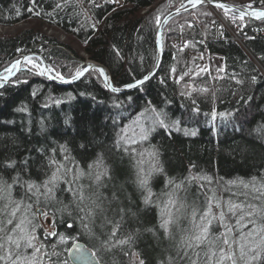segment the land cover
Returning a JSON list of instances; mask_svg holds the SVG:
<instances>
[{
  "label": "trees",
  "instance_id": "16d2710c",
  "mask_svg": "<svg viewBox=\"0 0 264 264\" xmlns=\"http://www.w3.org/2000/svg\"><path fill=\"white\" fill-rule=\"evenodd\" d=\"M182 1L104 3L92 6L87 18L77 0H0V24L38 20L13 34H0V73L21 54L36 51L69 76L83 62L81 48L107 66L114 84L131 82L148 70L154 59L157 16L161 19ZM252 1L264 7V0ZM207 16H212L211 12L203 5L168 22L156 74L139 89L113 93L95 70L75 83L60 86L27 69L0 88V184L5 188L12 185L10 196L2 194L0 209L7 205L11 212L20 204L15 218H32L37 240L46 251L44 257L51 264H69L66 249L75 237L96 252L100 264H135L132 252L145 264H188L183 250L178 254L177 242L184 235L179 229L189 224L181 219L178 227H172L175 240L166 237L160 227L168 194L175 193L178 208L184 205L182 211L189 213L194 206L202 208L212 189L220 192L225 208L253 204L264 210V73L243 46L230 38L216 37L204 44L202 26ZM95 20L97 28L91 24ZM44 25L61 29L69 39L60 41L48 34ZM247 27L255 28L256 23L247 19ZM181 38L186 40L184 45L173 43ZM245 45L264 67V37L247 39ZM210 55L222 60L213 75L201 65ZM20 108L25 110L18 111ZM148 111L165 114L162 118L168 127L156 125L143 141L155 150L157 168L162 169L149 179L152 202L145 204L147 190L138 186L137 173L122 153L125 141L120 132L125 122ZM176 121L179 123L173 124ZM126 148L135 154L133 144L126 143ZM12 161L15 164L8 167ZM98 162L100 168L95 166ZM102 169H107L108 175L96 185L95 174ZM53 173L58 179L53 196L46 198L42 185ZM29 183L37 187L29 191ZM82 187L88 197L83 203L78 199ZM96 196L101 208L88 217L87 209L93 207L91 200ZM34 204L50 215V232L57 235H47L49 232L37 224ZM242 214L226 215L237 238V220ZM6 218L11 217L0 214L2 244L12 227ZM117 221L121 226L115 239L129 234L134 239L131 246L106 249L103 242ZM220 235L213 220L209 239ZM61 236L66 238L63 242ZM22 251L29 254L28 249Z\"/></svg>",
  "mask_w": 264,
  "mask_h": 264
},
{
  "label": "snow or ice",
  "instance_id": "6c2138e0",
  "mask_svg": "<svg viewBox=\"0 0 264 264\" xmlns=\"http://www.w3.org/2000/svg\"><path fill=\"white\" fill-rule=\"evenodd\" d=\"M201 0H190L192 6L195 7L197 3H200ZM35 3V0H33ZM61 5H57L60 7ZM220 8L226 7L223 4L217 5ZM31 11V9H29ZM257 19H264V10L262 11H253L251 13ZM20 13L17 12V16ZM39 15V13H36ZM242 18V17H241ZM157 24L160 23V18L157 16L156 18ZM94 27V25H93ZM19 51V50H18ZM25 61L29 64H33L30 57H24ZM21 61H15L11 67L6 68L5 72L8 73V76H3L2 80H8L9 76L13 75L12 69L17 68L20 65ZM33 67H38V65L33 64ZM94 68L93 65H88L83 69H78L76 74L72 77V79H78L81 77L85 72H88L89 69ZM46 71V70H45ZM96 71L100 73V75L104 76V70L101 68H97ZM174 71V69H173ZM43 74V72H41ZM59 73L57 76L59 77ZM186 75V74H185ZM61 79H63L61 77ZM149 77L145 76L144 80H137L135 84H128L126 87L134 88L137 85L142 84L145 80H148ZM253 81H255L256 77H252ZM105 86L111 88L113 92L119 91L118 88H113L110 84L107 83V77L105 76ZM19 82V81H14ZM179 82V81H177ZM239 83V81H237ZM2 86V85H0ZM206 91V90H205ZM35 95V93H33ZM59 103V101H56ZM18 111H24L25 109L20 108L17 109ZM217 113L213 111L212 116L215 118ZM220 116H225V113H219ZM165 114L157 113L156 119L153 122L155 124H159L161 127H168L165 124ZM179 122H173V124H178ZM126 130V129H125ZM154 130L148 129L143 130V134L141 135V140H146L148 138L147 132ZM187 134V132H186ZM195 135V132L191 133ZM123 139V137H121ZM127 142V141H126ZM130 143L135 144L136 140H131ZM61 150L63 146H61ZM155 156V153H152ZM51 163L55 164L56 162L53 160ZM15 164V161H12L8 164V167H11ZM97 168H100L101 165L98 162L95 165ZM89 168H93V165H89ZM153 171H162L160 168H153ZM83 175V173H81ZM91 175V173H89ZM108 172L107 169H102L95 174L94 177V184L100 185L102 182V178L107 176ZM151 173L145 174L143 169H140L137 173V184L140 188L147 190V195L144 197L145 204L151 203V197L153 193L148 189V177ZM57 174L53 173L52 177L45 181L42 187L45 189L43 195L46 198H51L53 196V190L56 186L57 182ZM195 179V177H192ZM200 179H205L204 177H200ZM169 183H173L169 181ZM34 187H37L34 184H28V190L31 191ZM176 188H179L180 185H175ZM244 187H248L244 185ZM12 185H7L6 188L3 184H0V198H2V194L7 192L10 196L11 194ZM39 191V189H37ZM79 201L83 203L88 197L84 194L83 187L80 190V194L78 197ZM259 199V196L256 197ZM91 204L93 207H89L86 212V216L91 217L95 215V209L101 208V202H99V197L96 196L95 199L91 200ZM176 201L171 198V194H169V199L165 203V208L161 213V223L160 227L164 230V234L166 237L175 240V236L173 235L171 229L173 226L179 225L180 216L183 215L187 218L188 214L186 211H182L185 208L184 205H181L180 208L176 209V214L174 215L173 212L169 209L168 205H175ZM7 205L4 206L3 209H0V214L7 215L11 218L7 220V224L12 225L14 223V218L16 213L19 211L20 204H16V207L11 210V212L7 211ZM211 204L209 205V208ZM29 209L32 208L31 205L28 206ZM247 209V210H246ZM102 210V209H101ZM80 211H85L84 208H81ZM122 211V210H121ZM238 212L243 213L239 216L237 220V227L240 229L239 231V239L233 237L229 239V235L234 231L232 226L227 225L224 223L225 217L228 214L236 215ZM34 216H44L47 217L48 213L43 208H36L33 213ZM210 215L209 211H205L203 215L199 217V222H197V212L193 210L190 214V227L179 229L184 233L181 236L180 240L177 242V252L183 250L184 258H187L188 264H238L236 251H239V258L244 259L247 257L246 264H255L256 261H261L264 264V210L257 208L253 204H230L227 208V212L221 211L219 214V220L221 226L225 228L224 233H221L220 236L215 237L214 239H209L210 236V227L213 224V220L216 219H207L206 218ZM206 221V222H205ZM108 223H112V221H107ZM32 223L27 217L22 219L19 223H15V226L12 228L11 233L7 236V242L9 247L6 249L5 254L0 255V261H7L8 264H40L38 260V254L40 253V247H37L34 243L36 237L31 235L28 231V226ZM121 222L117 221L114 226L112 227V231L108 236V239L105 240L103 243L106 249H111L117 246H131V243L134 239L133 234H129L123 239H115L120 229ZM71 227V225H69ZM87 228V225H84ZM151 231V230H149ZM31 232H35V228H31ZM47 235H57L55 232H49ZM66 238L61 236V242H63ZM4 245L0 243V248H3ZM22 249H32L33 251L31 254L23 252ZM189 250H192V255H189ZM70 255H73L76 260L83 262V264H99L96 260V252L90 251L86 248H82L79 244L74 243L71 248L67 249ZM124 255H129L128 252H124ZM131 256L138 261V264H145V260L139 258V254L136 252H132Z\"/></svg>",
  "mask_w": 264,
  "mask_h": 264
},
{
  "label": "rangeland",
  "instance_id": "374dc122",
  "mask_svg": "<svg viewBox=\"0 0 264 264\" xmlns=\"http://www.w3.org/2000/svg\"><path fill=\"white\" fill-rule=\"evenodd\" d=\"M79 1L81 2L82 7L86 8V9L90 8L89 7L90 3L87 0H79ZM101 1L102 0H100V2ZM109 1L110 2L112 1L109 4H111L113 6H119L117 4V3H119V0H116V1L109 0ZM240 1L245 2L246 0L245 1L240 0ZM205 6H207L209 8L212 16L204 18L205 19L204 21L206 22V23L204 22V25L207 24V20H208V25L211 24L210 27L212 29H214L215 31H218V32L221 31L219 29V25H218L219 19L221 17L222 18L224 17L227 21L228 20L234 21V24H235L234 27H243V26L247 25V18L245 16L241 18V16L238 17L236 14H230V13H228L222 9L217 10L216 8L210 7L208 5H205ZM144 11H142V12H144ZM215 16H217L218 18H216ZM37 21L38 20L36 18H30V19H26V20L21 21V22L14 23L12 25H5V26L0 25V34H13L23 27H26V26H29L32 24H36ZM44 26H43V29H45V31L47 33L55 35L58 39L59 38L63 39V40L65 39L66 41L69 39V35L67 33H65L64 31H61L58 28L55 29V27L53 29L50 26H47V27H44ZM234 41H236V39ZM173 43L182 44L180 39L179 40L173 39ZM237 43H239V41ZM206 61L207 62H205V63H204V61H201V65H205L207 68H209L211 71V75L215 74V69H219L222 66V62L219 59V57L214 56V55L207 56ZM28 66H30V65H28ZM155 119H156V115L152 114L150 111H148L147 113H140V114L134 116L131 121L125 122L123 124L121 132H120V138L123 137V139H122L123 141H125V142L127 141V143H130L131 140H136V143L133 144V151L137 155V157L139 158L138 161L141 164L139 170L143 169L145 174L151 173V175L148 177V182H149V179L152 176L153 172H155V171H153V168L154 167L157 168V162H156L157 156H156L155 150L153 148H151L150 146L144 145L143 141H146V140H141L140 137L143 134L142 129L148 130V129H153L155 127V125L153 123L155 121ZM148 133L149 132H147V134ZM152 153H155V156H153ZM137 173H138V171H137ZM136 179H137V176H136ZM165 198H166L165 199V203H166L169 199V194ZM171 198L176 201L177 197H176L175 193L171 194ZM165 203L163 204L162 211L165 208ZM210 204H211V207L209 208ZM229 205H226V206L228 207ZM168 207L173 212V214L175 215L176 209H178V202L176 201L175 205H168ZM205 211L210 212V215L206 218V220L207 219H213V217H215L216 219H214V220L217 221L219 228L221 230V233H224L225 228L221 226V223L219 220V214L221 213V211L227 212V208H225V206L223 204V200L221 199V195H220L219 191H217V190L214 191V189L211 190L210 197L208 196L206 198V202H204V205L202 206V208L200 210H197V222H199V217L201 215H203ZM25 217H27L29 220L34 222L31 217H28L26 215L18 216L16 218H14V223L12 224V227L9 230L10 232H8V234L11 233V230L15 226V223H19ZM36 217L38 218L37 224L41 226L43 232H50L52 229L51 224L46 223V221H45L46 218H50V215L48 214L47 217H44V216H42L40 218L38 216H36ZM6 220H8V218H6ZM224 223L231 226L230 222H228L227 216L225 217ZM31 228H33L32 225L28 226V231L31 235H34L36 237V240L34 241V243L37 247H40V253L38 254V260H39L40 264H51V262L46 257H44V254L46 253L45 249L43 248L44 246H43V244L40 243L39 240H37L36 233L31 232ZM8 234L5 236L6 241L3 242L4 247L0 248L1 251H3V254H5L6 249L9 247V244L7 242ZM233 237L237 238V235L234 233V231L229 235V239H232ZM237 239H239V237ZM32 251H33L32 249H28L29 254H31ZM236 256H237L238 264H246L247 257H245L244 259H240L238 249L236 251ZM43 257H44V259H43ZM132 260L135 264H138V261L135 258H132ZM229 264H230V262H229Z\"/></svg>",
  "mask_w": 264,
  "mask_h": 264
},
{
  "label": "bare ground",
  "instance_id": "6f19581e",
  "mask_svg": "<svg viewBox=\"0 0 264 264\" xmlns=\"http://www.w3.org/2000/svg\"><path fill=\"white\" fill-rule=\"evenodd\" d=\"M89 3H90V8H88V9H86V8H84V7H82V4H81V2L79 1V0H77V2H78V4H79V6H80V8L82 9V11L84 12V15L87 17V18H90V15H91V7L92 6H102L104 3H111L109 0H102L101 2H100V0H87ZM119 1H122L121 3L119 2V3H117L118 5H121L122 3H123V1L124 0H119ZM185 1V0H184ZM223 1H228V2H231V3H233V4H236V5H239V6H241V7H243V8H245V9H247V10H249L251 13L253 12V11H259V10H261V9H264V7H261V6H258V5H255L254 3H253V1L252 0H244L245 2H242V1H240V0H223ZM249 3V4H248ZM181 4V3H180ZM179 4V5H180ZM179 5H177V6H175L174 8H176V7H178ZM205 5H208V6H210V7H213V8H216L217 10L218 9H222V10H224V11H226V12H228V13H230V14H236L238 17L239 16H241V17H244V15L241 13V12H239L238 10H235V9H229L228 7H224V8H220V7H218V6H215V5H209V4H205ZM199 6H203V5H199ZM198 6V7H199ZM149 6H146L142 11H144V10H146L147 8H148ZM197 8V7H196ZM173 9V8H172ZM169 12V11H168ZM166 14V13H165ZM164 14V15H165ZM217 14V13H216ZM163 15V16H164ZM179 15V14H178ZM162 16V17H163ZM177 16V15H176ZM161 17V18H162ZM175 17V16H174ZM174 17H172V18H174ZM207 17H209V16H207ZM211 17V16H210ZM216 18H218L217 16H215ZM246 17V16H245ZM171 18V19H172ZM248 20H251V21H253V22H255L256 23V27L255 28H248L247 27V25H245V26H243V27H234L235 26V24H234V21H231V20H226L224 17L222 18H220L219 19V22H218V25H219V29L221 30V31H215L214 29H212L210 26H211V24H209L208 25V20H207V24L206 25H201L202 26V29H203V43L204 44H206V42L208 41V40H211V39H214V38H216V37H220V38H222V37H227V38H230L231 40H235L236 39V41L238 40L239 41V44L241 45V46H243V48L248 52V54L250 55V57L256 62V64L261 68V70H262V72L264 73V67L262 66V64L258 61V59L248 50V48L246 47V45H245V41L247 40V39H251V38H254V37H264V19H260V20H253V19H251V18H249V17H246ZM170 19V20H171ZM161 20V19H160ZM169 20V21H170ZM205 20V19H204ZM168 21V22H169ZM19 22H21V21H19ZM168 22L166 23V25L168 24ZM205 22V21H204ZM206 23V22H205ZM91 24H92V26L94 25V28H97V26H98V21H92L91 22ZM0 25H3V24H0ZM8 25H12V24H8ZM166 25H165V27H166ZM3 26H5V25H3ZM158 26V25H157ZM226 26V27H225ZM44 27H47V25H45ZM51 28H53L54 29V27L53 26H50ZM164 27V28H165ZM55 29H56V27H55ZM157 29V28H156ZM217 29V28H216ZM45 30V29H44ZM61 30V29H60ZM62 31V30H61ZM48 34H50V33H48ZM156 39V38H155ZM59 40L60 41H63V42H66V40L64 39H60L59 38ZM163 40H164V30H163ZM181 40V42H182V44L184 45L185 43H186V40L184 39V38H181L180 39ZM237 41V42H238ZM80 54L83 56V62H82V64L84 63V62H86V61H96V62H100V61H97V60H95V59H92V58H90L81 48H80ZM30 52H36V51H30ZM26 53H28V52H26ZM39 53V52H38ZM23 54H25V53H23ZM41 54V53H40ZM163 54V53H162ZM22 55V54H21ZM20 55V56H21ZM42 55V54H41ZM43 56V55H42ZM155 56V55H154ZM214 56H217V55H214ZM19 57V56H18ZM17 57V58H18ZM44 57V56H43ZM218 57V56H217ZM17 58H15L14 60H16ZM45 58V57H44ZM161 59H162V57H161ZM220 59V58H219ZM13 60V61H14ZM32 60V62H33V64H35V65H37L36 64V62H35V60L34 59H31ZM46 60V59H45ZM221 60V59H220ZM13 61H11V63L13 62ZM153 61H154V59H153ZM153 61H152V64H153ZM46 62H47V60H46ZM161 62V61H160ZM221 62H222V60H221ZM10 63V64H11ZM48 63V62H47ZM100 63H102V62H100ZM9 64V65H10ZM33 64H29L28 62H26V63H24L23 65H22V69H27V70H32L33 72H36L38 75H40V76H42L41 74H39L38 73V68L37 67H33ZM82 64L80 65V68H81V66H82ZM102 64H104V63H102ZM152 64H151V66L148 68V70H150V68L152 67ZM28 65H30V66H28ZM48 65L50 66V67H52L49 63H48ZM105 65V64H104ZM106 66V65H105ZM9 67V66H8ZM7 67V68H8ZM30 67V68H29ZM107 67V66H106ZM159 67V66H158ZM56 72H58L54 67H52ZM79 68V69H80ZM21 69V70H22ZM158 69V68H157ZM21 70H19V71H21ZM92 70H95L96 71V69H92ZM92 70H90V71H92ZM109 70V69H108ZM148 70H146L141 76H143ZM18 71V72H19ZM157 71V70H156ZM18 72L15 74V76L18 74ZM89 72V71H88ZM87 72V73H88ZM97 73H98V71H96ZM110 72V71H109ZM3 73H6V72H3ZM3 73H0V74H3ZM60 75H63L62 73H60V72H58ZM74 73H76V72H74ZM73 73V74H74ZM86 73V74H87ZM72 74V75H73ZM85 74V75H86ZM156 74V72L150 77V78H152L154 75ZM84 75V76H85ZM98 75L100 76V74L98 73ZM14 76V77H15ZM63 76H65V77H69V76H71V75H69V76H66V75H63ZM83 76V77H84ZM110 76H111V73H110ZM140 76V77H141ZM13 77V78H14ZM42 77H44V76H42ZM82 77V78H83ZM140 77H138V78H140ZM12 78V79H13ZM45 78V77H44ZM82 78H80V79H82ZM100 78H101V76H100ZM138 78H136V79H138ZM149 78V79H150ZM12 79H10V80H8V82L9 81H11ZM46 79V78H45ZM79 79V80H80ZM136 79H134V80H136ZM148 79V80H149ZM48 80V79H47ZM101 80H102V78H101ZM111 80H112V77H111ZM133 80V81H134ZM147 80V81H148ZM50 81V80H49ZM78 81V80H77ZM76 81V82H77ZM103 81V80H102ZM147 81H145L141 86H139L138 88H136V89H139V88H141ZM8 82H6L5 84H7ZM113 82V81H112ZM132 82V81H131ZM131 82H128V83H131ZM75 83V82H74ZM104 83V82H103ZM128 83H125V84H128ZM4 84V85H5ZM57 84V83H56ZM72 84V83H71ZM114 84V83H113ZM125 84H123V85H125ZM4 85H2V86H4ZM59 85V84H58ZM70 85V84H69ZM105 85V84H104ZM114 85H116V84H114ZM2 86H0V88L2 87ZM60 86H62V85H60ZM66 86H68V85H66ZM116 86H122V85H116ZM106 87V86H105ZM107 88V87H106ZM108 89V88H107ZM109 90V89H108ZM110 91V90H109ZM112 92V91H111ZM128 92H130V91H128ZM114 93V92H113ZM124 93H127V92H124ZM116 94H122V93H116ZM147 113V112H146ZM158 126L159 124H155V126ZM148 135V134H147ZM126 143L127 142H124V146H123V148H124V151L122 152V153H124V157H126L127 158V160H129V162H130V166H132V172H134L135 171V173H137V171H139V168H140V166H141V164L139 163V161H138V157H137V155L136 154H133V153H130L129 151H127L128 150V148H126ZM36 208H42L41 206H38V205H35L34 204V206H33V211H35L36 210ZM201 209V208H200ZM200 209H198L197 207H192V208H190V213H189V211H186V213L188 214V216H187V218H185V216H183V215H181L180 216V219H179V221L182 219L184 222H187L188 224H189V226H190V220H191V216H190V214H191V212L193 211V210H195L196 212H197V210H200ZM39 218L40 217H42V216H38ZM45 221H46V223H50L51 224V217L50 218H46L45 219ZM8 233H6L5 234V236L7 235ZM75 241H79V242H82V243H84L87 247H88V245L83 241V240H81L80 238H77V237H75L70 243H69V245H68V247H67V249H69V247H70V245L73 243V242H75ZM90 248V247H89ZM67 249H66V258H67V261H68V263L69 264H72L69 260H68V257H67ZM91 249V248H90ZM92 250V249H91ZM93 251V250H92ZM97 257V256H96ZM97 259H98V257H97ZM98 261H99V259H98ZM99 263H100V261H99Z\"/></svg>",
  "mask_w": 264,
  "mask_h": 264
},
{
  "label": "water",
  "instance_id": "95a60500",
  "mask_svg": "<svg viewBox=\"0 0 264 264\" xmlns=\"http://www.w3.org/2000/svg\"><path fill=\"white\" fill-rule=\"evenodd\" d=\"M205 4H209V5H215L217 6L218 4H223L225 5L226 7H228L229 9H235V10H238L239 12H241L244 16L246 17H249L253 20H260V19H257L254 15L251 14V12L239 5H236V4H233L231 2H228V1H223V0H201L200 3H197L195 5V7L192 6V3H190V0H185L183 1L178 7L176 8H173L171 9L169 12H167L160 20V23L158 24L157 26V29H156V39H155V56H154V61H153V64H152V67L150 68V70H148L143 76H141L140 78L132 81L131 83H128V84H135V82L137 80H144V77L145 76H148L149 78L156 72L159 64H160V61H161V57H162V53H163V30H164V27L166 25V23L174 16L178 15V14H181V13H184V12H187V11H192L194 10L196 7H198L199 5H205ZM264 9H261L259 11H262ZM24 57H30L31 59H34L36 64L38 65V73L41 74V72H43V74H41L42 76H44L46 79L54 82V83H57L59 85H62V86H66V85H69L71 83H74L76 82L77 80H79L80 78H82L87 72H85L81 77H79L78 79H72V77L76 74L74 73L73 75L69 76V77H65L63 75H59V77L57 76V73L52 67H50L48 65V63L46 62L45 58L38 52H28V53H25V54H22L21 56H19L16 60H14L10 65L9 67H11V65L17 61V60H20L21 63L20 65L17 66V68L15 69H12L13 71V75L9 76L8 80L12 79L15 74L21 70L23 67L22 65L24 63H26L27 61H25L23 58ZM88 65H93L94 68H91L89 69L92 70V69H97V68H101L104 70V76L100 75L104 84L106 83L105 81V76L107 77V83L110 84L113 88H118L119 91H116L114 93H124V92H128V91H132L136 88H138L139 86H141L145 81V80L142 84L140 85H137L136 87L134 88H129V87H126V85L128 84H125V85H122V86H116L113 84L112 80H111V76H110V72L108 70V68L100 63V62H96V61H86L82 64L81 68L80 69H83L85 67H87ZM8 67V68H9ZM46 70V71H45ZM99 73V72H98ZM100 74V73H99ZM3 76H8V73H3V74H0V78H2ZM61 77L63 79H61ZM8 80H2L0 79V85H4L6 82H8ZM110 91L111 88L107 87ZM113 92V91H112ZM76 243V244H79L82 248H86L90 251H92L89 247H87L84 243L82 242H79V241H75L73 242L69 248L72 247V245ZM67 257H68V260L72 263V264H83V262L81 261H78L75 259V257L73 255H70L69 252L67 251ZM96 260L98 261L97 257H96ZM99 262V261H98ZM100 264V263H99Z\"/></svg>",
  "mask_w": 264,
  "mask_h": 264
},
{
  "label": "built area",
  "instance_id": "2783aa9c",
  "mask_svg": "<svg viewBox=\"0 0 264 264\" xmlns=\"http://www.w3.org/2000/svg\"><path fill=\"white\" fill-rule=\"evenodd\" d=\"M114 1H116V0H114ZM120 3L122 2V1H119ZM249 4V3H248Z\"/></svg>",
  "mask_w": 264,
  "mask_h": 264
}]
</instances>
